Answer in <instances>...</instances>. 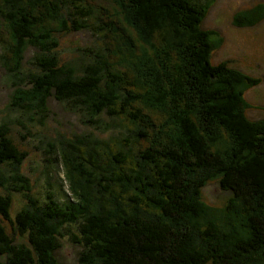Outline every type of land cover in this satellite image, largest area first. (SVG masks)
<instances>
[{
    "label": "trees",
    "instance_id": "16d2710c",
    "mask_svg": "<svg viewBox=\"0 0 264 264\" xmlns=\"http://www.w3.org/2000/svg\"><path fill=\"white\" fill-rule=\"evenodd\" d=\"M110 1L112 11L94 0H0L10 105L46 115L52 97L96 128L121 127L57 143L70 192L58 202L30 193L18 171L27 153L0 125L11 173L0 175V264H66L55 255L62 229L81 246L77 264H264V118H248L244 97L261 79L210 61L211 2ZM235 15L252 26L264 3ZM88 28L98 48L60 62L59 36ZM27 47L36 71L22 66ZM212 179L230 194L221 208L201 200ZM13 192L24 203L11 216Z\"/></svg>",
    "mask_w": 264,
    "mask_h": 264
},
{
    "label": "rangeland",
    "instance_id": "374dc122",
    "mask_svg": "<svg viewBox=\"0 0 264 264\" xmlns=\"http://www.w3.org/2000/svg\"><path fill=\"white\" fill-rule=\"evenodd\" d=\"M94 1L97 5L105 6L107 10H113L114 6L110 0ZM200 1L211 2L202 23L203 28L212 30L211 38L217 44L211 53L210 61L212 63L226 61L229 66L242 73L261 79L258 84L244 89V97L251 104L247 109L248 118H264V17L252 26L234 24L237 12L262 4L264 0ZM101 9L103 8H98ZM93 31L94 33L88 28L61 34L58 38L60 62L74 63L88 59L91 56V49L98 48L96 32ZM6 33L5 27L1 24L0 35L6 37ZM34 52L32 47H27L23 53L22 66L30 71L37 70L34 64L32 65ZM12 83L0 60V125L8 126V134L13 142L19 150L27 153L18 171L27 177L30 193L38 200H45L46 195L53 194L58 202H62L70 192L64 179L63 168L58 161L59 157L54 152L55 147L60 146L57 143L65 145L66 140H62L64 138L71 140L68 137H83L93 133L107 139L121 130V127L96 128L67 103L59 102L52 97L47 100L46 115L24 113L10 105ZM103 120L102 124L109 122L107 116H103ZM126 135H128L126 132H122V136ZM122 136H117L118 144ZM108 157L110 159V154ZM0 175L7 177L11 173L0 165ZM0 191L3 190L0 188ZM229 196L227 191L219 187L216 179L209 180L201 188V200L214 208H221ZM11 199L10 214L14 216L22 207L24 199L17 192L11 194ZM5 226L10 231L9 224L6 223ZM71 230L76 232L75 228ZM62 233V236H59L60 247L55 255L63 263L77 264L81 246L71 241L67 231L62 229ZM14 238L16 241L20 240L18 234Z\"/></svg>",
    "mask_w": 264,
    "mask_h": 264
}]
</instances>
